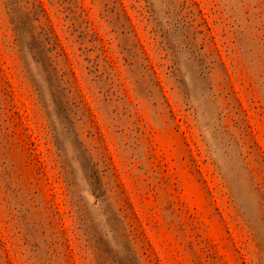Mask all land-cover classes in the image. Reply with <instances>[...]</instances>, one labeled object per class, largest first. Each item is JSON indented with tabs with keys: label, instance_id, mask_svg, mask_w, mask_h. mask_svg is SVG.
<instances>
[{
	"label": "rangeland",
	"instance_id": "1",
	"mask_svg": "<svg viewBox=\"0 0 264 264\" xmlns=\"http://www.w3.org/2000/svg\"><path fill=\"white\" fill-rule=\"evenodd\" d=\"M0 264H264V0H0Z\"/></svg>",
	"mask_w": 264,
	"mask_h": 264
}]
</instances>
